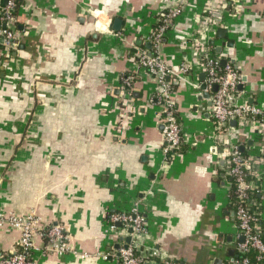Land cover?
I'll use <instances>...</instances> for the list:
<instances>
[{"label": "crops", "instance_id": "crops-1", "mask_svg": "<svg viewBox=\"0 0 264 264\" xmlns=\"http://www.w3.org/2000/svg\"><path fill=\"white\" fill-rule=\"evenodd\" d=\"M207 1L18 0V44L9 62L0 60V213L34 214L39 230L62 226L77 253L38 254L37 264H113L117 240L106 219L134 203L147 217V244L162 257L222 264L240 254L230 179L195 65L201 39H192L216 24L202 41L221 67L235 64L238 77L229 81L239 103L264 105V0H240L238 13H206ZM176 7L159 55L175 73L188 71L168 79L185 142L162 173L158 85L130 54L151 51L153 19ZM96 11L110 21L108 32L95 28ZM129 74L135 80L123 100ZM231 127L240 151L256 154V142ZM259 197L264 221V187ZM18 238L1 231L0 255ZM35 243L43 246L41 237Z\"/></svg>", "mask_w": 264, "mask_h": 264}, {"label": "built area", "instance_id": "built-area-1", "mask_svg": "<svg viewBox=\"0 0 264 264\" xmlns=\"http://www.w3.org/2000/svg\"><path fill=\"white\" fill-rule=\"evenodd\" d=\"M18 0H0V58L2 63L9 62L17 47L16 10ZM238 13L240 0H208L206 13ZM229 10V11H228ZM178 7L156 15L149 36L151 51L138 49L130 54L140 67L155 79L158 88L153 97L159 107L162 125L163 147L162 162L159 172H164L173 159L180 154L184 145V133L179 122L177 107L173 98L172 88L167 79L179 82L188 74L187 69L181 68L175 73L167 67L159 48L164 35L179 15ZM220 20V19H218ZM195 32L199 42L197 63L205 75L204 91L209 95V116L211 119L214 140L222 156L223 172L230 179L228 189L233 188V199L230 205L234 212L235 234L242 239L238 248L244 253L250 251L256 255V260L264 259V230L260 226L263 221L262 207L259 194L264 187V105H248L239 103V94L231 77H238L234 63L220 66V60L210 52L202 39L209 31H214L215 25ZM122 40V38H121ZM200 58V59H199ZM135 77L132 74L122 77L120 90L123 100L130 95ZM216 90L213 91V88ZM123 102V101H122ZM122 117H120L121 121ZM234 123L236 128L247 140L256 142L258 151L254 155L242 153L240 143L231 137ZM234 140V141H233ZM258 183V186L256 185ZM254 193H258L256 198ZM259 198V199H258ZM106 223L109 232L116 237L118 249L112 250L110 256L113 264H174L172 259L160 256L157 251L147 244L149 226L147 217L137 203L118 209L108 215ZM10 228L19 233L17 245L10 253L0 255V264H37L38 254L62 255L71 252L69 239L60 225H51L44 234L39 230V219L34 214L23 217L16 215L4 216L0 213V232ZM40 232V233H39ZM41 237L43 246L39 247L35 240ZM129 238V242L125 239ZM222 264H252L248 258L229 257Z\"/></svg>", "mask_w": 264, "mask_h": 264}, {"label": "trees", "instance_id": "trees-1", "mask_svg": "<svg viewBox=\"0 0 264 264\" xmlns=\"http://www.w3.org/2000/svg\"><path fill=\"white\" fill-rule=\"evenodd\" d=\"M3 2H4V0H1V3L3 4ZM18 5H19V2L17 1V8H18ZM17 11V10H16ZM231 13H233V11H231ZM15 15H16V13H15ZM1 50H2V48L0 47V52H1ZM0 60H1V58H0ZM254 195H255V197L257 198L258 196V193H254ZM230 197H231V199H233V197H234V195H233V188L231 189V191H230ZM259 199V198H258ZM259 211H261L262 212V207L259 209ZM260 226H261V228L264 230V221H261L260 222ZM45 231H46V229H44V230H40V232L42 233V234H44L45 233ZM237 257L238 258H248V259H250V261H251V263L252 264H264V259H261V260H259V261H257L256 260V255L254 254V253H252L251 251L249 252V253H240V254H238L237 255ZM172 262L174 263V264H179V262L178 261H176V260H174V259H172Z\"/></svg>", "mask_w": 264, "mask_h": 264}, {"label": "clouds", "instance_id": "clouds-1", "mask_svg": "<svg viewBox=\"0 0 264 264\" xmlns=\"http://www.w3.org/2000/svg\"><path fill=\"white\" fill-rule=\"evenodd\" d=\"M93 15L95 16H98V17H101L100 20H98V22L95 24V28L99 31V32H102V33H106L109 31V24H110V21H108L103 13L101 11H96L93 13Z\"/></svg>", "mask_w": 264, "mask_h": 264}, {"label": "water", "instance_id": "water-1", "mask_svg": "<svg viewBox=\"0 0 264 264\" xmlns=\"http://www.w3.org/2000/svg\"><path fill=\"white\" fill-rule=\"evenodd\" d=\"M118 22H119V21H118ZM218 32H221V31H218ZM210 43H211V41L209 42V44H210ZM167 80H168V79H167ZM202 88H203V87H202ZM215 90H216V87L213 88V91H215ZM125 241H126V242H129V238H126ZM118 248H119V245H116L115 249H118ZM239 252H240V253H244L243 250H240Z\"/></svg>", "mask_w": 264, "mask_h": 264}, {"label": "rangeland", "instance_id": "rangeland-1", "mask_svg": "<svg viewBox=\"0 0 264 264\" xmlns=\"http://www.w3.org/2000/svg\"><path fill=\"white\" fill-rule=\"evenodd\" d=\"M153 22H155V19H153ZM213 134H214V132H213Z\"/></svg>", "mask_w": 264, "mask_h": 264}]
</instances>
